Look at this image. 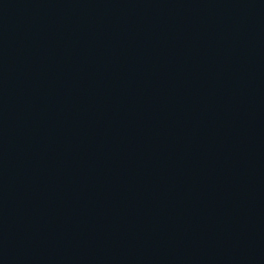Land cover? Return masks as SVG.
I'll return each mask as SVG.
<instances>
[{"label": "water", "instance_id": "obj_1", "mask_svg": "<svg viewBox=\"0 0 264 264\" xmlns=\"http://www.w3.org/2000/svg\"><path fill=\"white\" fill-rule=\"evenodd\" d=\"M0 264H264V0H0Z\"/></svg>", "mask_w": 264, "mask_h": 264}, {"label": "bare ground", "instance_id": "obj_2", "mask_svg": "<svg viewBox=\"0 0 264 264\" xmlns=\"http://www.w3.org/2000/svg\"><path fill=\"white\" fill-rule=\"evenodd\" d=\"M155 37H157V36L155 35ZM155 42H156V40H153V41H152V43H153L154 46L157 44V43H155ZM159 46H160V45H159ZM183 69H184V68H182V70H180L179 72L172 71V72H171V76H172V78H173L174 80H177L178 82H180V81H181V79H180L181 76H184L185 79H187L189 76H190V77L192 76V75H191V72L183 71ZM110 70H116V69L113 68V67H110ZM122 72H123V70H122V71L117 70V74H120V75H121ZM147 72H148V74H147L146 76H147L149 79L154 78V74H152L150 70H148ZM120 77H121V78H125V75H121ZM190 77H189V78H190ZM189 78L187 79V81L189 80ZM122 86H123V85H122ZM203 86H204V85H203ZM187 91L190 92V91H191V88L188 87V88H187ZM152 93H153L152 95L155 94V92H152ZM218 126H219V122L216 121V123L214 124V127H218ZM181 127H182V126H181ZM176 129H178V127H177ZM229 138H231V135H230V134L225 138V140H228ZM233 210H234V208H233ZM243 210H244V208H243ZM231 213L234 214V212H231ZM173 229H174V227H173V228H169V229H167V231H170V230H173ZM39 248H46V247H45L44 244L41 242V243L39 244Z\"/></svg>", "mask_w": 264, "mask_h": 264}]
</instances>
